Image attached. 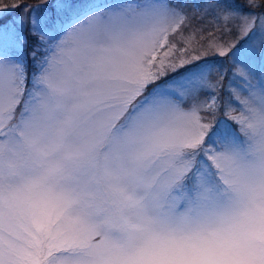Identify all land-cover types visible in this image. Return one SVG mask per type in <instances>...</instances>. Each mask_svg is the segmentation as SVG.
I'll list each match as a JSON object with an SVG mask.
<instances>
[{
	"label": "snow or ice",
	"instance_id": "6c2138e0",
	"mask_svg": "<svg viewBox=\"0 0 264 264\" xmlns=\"http://www.w3.org/2000/svg\"><path fill=\"white\" fill-rule=\"evenodd\" d=\"M0 264H264V0H0Z\"/></svg>",
	"mask_w": 264,
	"mask_h": 264
},
{
	"label": "rangeland",
	"instance_id": "374dc122",
	"mask_svg": "<svg viewBox=\"0 0 264 264\" xmlns=\"http://www.w3.org/2000/svg\"><path fill=\"white\" fill-rule=\"evenodd\" d=\"M12 2V0H4V3L5 4H10ZM26 2L30 5H34L38 2V0H26ZM70 2L72 3H80V2H83V0H70ZM178 45H179V41H177ZM182 46V45H180Z\"/></svg>",
	"mask_w": 264,
	"mask_h": 264
}]
</instances>
